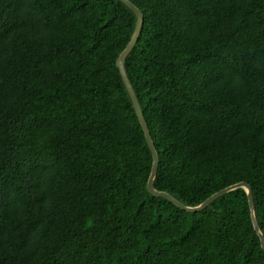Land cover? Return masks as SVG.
<instances>
[{"label": "trees", "instance_id": "16d2710c", "mask_svg": "<svg viewBox=\"0 0 264 264\" xmlns=\"http://www.w3.org/2000/svg\"><path fill=\"white\" fill-rule=\"evenodd\" d=\"M124 67L187 206L238 182L264 236V0H129ZM119 0H0V264H264L241 188L188 211L116 58Z\"/></svg>", "mask_w": 264, "mask_h": 264}, {"label": "water", "instance_id": "95a60500", "mask_svg": "<svg viewBox=\"0 0 264 264\" xmlns=\"http://www.w3.org/2000/svg\"><path fill=\"white\" fill-rule=\"evenodd\" d=\"M122 3H124L129 9H131L136 17L135 20V25H134V29L132 31V34L130 36V39L128 41V43L126 44V46L124 47V49L119 53V55L116 58V66L119 70V74L122 78V83L124 85L125 91L132 103V107L137 115V118L139 120V123L143 129L144 132V136L147 142V145L149 147V150L151 152L152 155V165H151V171L146 183V189L148 192H150L151 194L155 195V196H163L168 198L169 200H171L174 204H176L177 206L181 207L182 209L188 210V211H197L200 210L204 207H206L210 202H212L215 198H217L218 196H220L221 194H224L230 190L233 189H237V188H241L245 191L246 195H247V199H248V204H249V209H250V216H251V220H252V224L254 227L255 232L257 233L259 239H260V245L261 247L264 249V236L262 235V233L259 230V227L256 223V219H255V214H254V203H253V198H252V194H251V188L248 184H246L245 182H238L235 183L233 185L227 186L215 193H213L212 195H210L207 199H205L202 203L196 205V206H187L185 204H182L181 202H179L177 199H175L170 193L166 192V191H158L154 188L153 186V180L156 174V169H157V162H158V155L157 152L154 148L152 139L150 137L147 125L145 123V120L142 116L141 110H140V105L138 103L136 94L130 84V81L128 79V76L126 74L125 71V67H124V62H125V58L128 55V53L130 52V50L132 49L138 34L141 30V26H142V13L140 12V10L135 7L129 0H119Z\"/></svg>", "mask_w": 264, "mask_h": 264}]
</instances>
